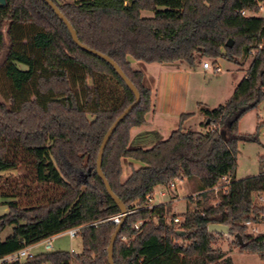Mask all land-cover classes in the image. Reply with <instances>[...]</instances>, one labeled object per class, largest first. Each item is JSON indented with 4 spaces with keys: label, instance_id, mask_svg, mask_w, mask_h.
Segmentation results:
<instances>
[{
    "label": "trees",
    "instance_id": "16d2710c",
    "mask_svg": "<svg viewBox=\"0 0 264 264\" xmlns=\"http://www.w3.org/2000/svg\"><path fill=\"white\" fill-rule=\"evenodd\" d=\"M51 1L81 43L113 58L141 93L103 157L104 174L130 212L115 242V264H234L214 247L223 233L209 232L210 223L229 225L230 234L242 236V243L236 237L232 242L240 251L264 259V235L248 233L245 224L264 221V206L255 203L264 191V157L258 174L236 178L239 143L258 141L257 134L240 133L238 124L264 102V18L257 17L264 0ZM5 51L0 196L9 210L0 216V259L74 227H81V250L43 251L0 264H109L117 224L107 219L121 210L96 162L104 135L135 95L110 63L76 45L43 0H7L0 7V58ZM251 56L226 104L200 105L202 125L213 129L183 127L194 115L183 113L166 139L150 148L130 147L131 130L147 123L152 108L151 90L132 60L193 68L204 57L240 65ZM124 158L140 163L131 162L126 177ZM20 167L27 171L16 181L2 174ZM176 179L194 181L198 194L188 197L185 212L171 215L170 203L152 204V196Z\"/></svg>",
    "mask_w": 264,
    "mask_h": 264
},
{
    "label": "crops",
    "instance_id": "0c3cea01",
    "mask_svg": "<svg viewBox=\"0 0 264 264\" xmlns=\"http://www.w3.org/2000/svg\"><path fill=\"white\" fill-rule=\"evenodd\" d=\"M230 63L229 73L225 69L221 73H216L205 69L202 64L191 68L181 62L147 63L132 60L133 66L143 72L144 83L151 90L152 108L146 115L147 123L133 127L131 130L130 147L150 148L158 141L166 139L172 131L178 128L180 116L183 113L194 115L201 113V104L209 108L226 104L246 73L235 68L234 63ZM124 162L128 164V171H124L127 175L131 171L129 166L131 162L140 164L130 158H124L123 165ZM156 188L152 196V204L170 203V201L154 202ZM161 195L166 196L167 193L162 191ZM177 196H179L178 191L172 195V202L180 200L181 197ZM185 210L174 214H182ZM60 234L62 233L57 235ZM37 246H44V244L36 243L31 250ZM72 250L78 253L81 250V244L77 250L74 248Z\"/></svg>",
    "mask_w": 264,
    "mask_h": 264
},
{
    "label": "rangeland",
    "instance_id": "374dc122",
    "mask_svg": "<svg viewBox=\"0 0 264 264\" xmlns=\"http://www.w3.org/2000/svg\"><path fill=\"white\" fill-rule=\"evenodd\" d=\"M67 2H72L71 0H64ZM143 17H151L152 14L150 12H142ZM258 18H264V13H260L257 15ZM6 33V31H5ZM6 51L0 58V61H3L5 57ZM206 59H211L208 57H204L202 63ZM252 59V56L247 59V61L238 65L235 64V68L238 70H242L246 72L249 63ZM222 67L225 69L227 73L228 68L231 67V63L229 60L225 58H220L217 60ZM142 62V61H138ZM201 63V64H202ZM199 66V65H198ZM197 66V67H198ZM226 73V74H227ZM226 74L224 76H226ZM6 100L0 94V102H5ZM208 122V121H207ZM203 123H206V117L199 113L197 115H193L191 118L187 119L184 122L185 128H191L193 130L198 131H208L214 128V125L204 126ZM238 131L243 134H257L258 141H242L239 143V153L237 156V169H236V178L242 179L244 177H248L251 175H256L261 170V157H264V102H262L257 108L250 110L247 112L239 121ZM27 171L26 167H20L17 170L7 171L2 173L3 175L9 176L11 175L12 180H18L25 175ZM124 171H128V164L124 162ZM127 174L124 173V177ZM79 178L83 181L86 180V173L80 172ZM221 182H224L222 180ZM164 187V188H163ZM218 190V188L216 189ZM165 191L167 193L166 196H162L161 192ZM179 192V196L181 197L179 201L172 202V195L176 192ZM196 185L194 181L183 180L177 182L176 187H165L158 186L156 188L155 194V203L162 201H170V214H174L177 212L184 211L186 209V205H188L189 196L196 197L197 195ZM177 196V197H179ZM255 203L261 205L263 201H260L259 198H255ZM8 206L3 203V198L0 196V216L8 212ZM248 233H253L254 235L263 234L264 235V221L260 223H253L251 226L247 227ZM257 229V231H256ZM12 231L11 227H8L2 234V238L5 239ZM235 236L233 234H222L216 237L214 247L220 248L224 252H226L229 256L232 257L234 264H264V259L260 257L257 253L252 252H242L239 248H237L234 243ZM54 251L55 250H68L71 251L72 248L78 249L81 244V239L77 236L74 239H71L68 234L62 233L57 235L54 240ZM32 253H38L45 251L44 246H37L33 250H30Z\"/></svg>",
    "mask_w": 264,
    "mask_h": 264
},
{
    "label": "water",
    "instance_id": "95a60500",
    "mask_svg": "<svg viewBox=\"0 0 264 264\" xmlns=\"http://www.w3.org/2000/svg\"><path fill=\"white\" fill-rule=\"evenodd\" d=\"M45 1L56 13V15L60 18L61 21L64 22V24L67 26V28L69 29L72 39L73 41L76 43L77 46H79L81 49H83L84 51L91 53V54H95L99 57H101L102 59L106 60L108 63H110L115 70L118 72V74L121 76V78L125 81V83L127 84V86L132 90V92L135 95V100L133 103H131L112 123V125L110 126V128L108 129V131L106 132V134L103 137V140L101 142L100 145V149H99V153H98V157H97V162H96V168H97V172L98 175L102 178V180L104 181V184L106 186V189L108 191V193L110 194V196L115 200V202L118 204V206L120 207L121 213L123 214L121 221L117 224V227L114 231V233L111 236L110 239V243L108 246V261L109 264H115L114 261V247H115V242L117 240V237L119 235V233L121 232V229L128 217V214L130 213L128 210V207L125 205V203L117 196V194L113 191L109 180L107 179L106 175L104 174L103 171V157H104V152L105 149L111 139V137L113 136L114 132L116 131V129L118 128V126L120 125V123L128 116V114L135 108V106H137L140 101H141V93L138 90L137 86L133 83V81L126 75V73L124 72V70L121 68V66L113 59L111 58L109 55L107 54H103L97 50L91 49L88 46L84 45L81 43V41L78 38L77 32L75 31V29L73 28L72 24L68 21V19L64 16V14L61 12V10L59 9V7L57 5H55V3L51 0H43ZM7 5V0H0V7H5ZM233 41L230 40L226 43V47H232L233 46ZM223 137L226 138V135L223 134ZM87 176V175H86ZM208 231L211 233H223V234H230V226L227 224H223V223H210L208 225ZM180 233H184V231H179ZM236 238L239 239L240 243L243 242L242 236L238 233L235 235Z\"/></svg>",
    "mask_w": 264,
    "mask_h": 264
},
{
    "label": "built area",
    "instance_id": "2783aa9c",
    "mask_svg": "<svg viewBox=\"0 0 264 264\" xmlns=\"http://www.w3.org/2000/svg\"><path fill=\"white\" fill-rule=\"evenodd\" d=\"M259 11H260V13L261 12L264 13V2H262L260 4ZM242 15H247V13L246 12H242ZM202 65H203V67L205 69L213 70L216 73H221V72L224 71V68L222 67V65L218 61H214V60H211V59L204 60ZM262 173L264 175V167H263V172ZM223 179L226 180L227 183L229 182V180L227 178H223ZM179 181H182V180L176 179L175 181H173L170 184V187H176L177 182H179ZM256 197L259 198L260 201H263L261 206H264V191L259 193ZM122 216H123V214L119 213V214H117L115 216L109 217L107 220H110L113 223L118 224L121 221ZM175 221L179 222L180 219L179 218H175ZM141 224H142V221H139L137 224H135V227L138 228ZM245 224L247 226H251L253 224V222L252 221H246ZM80 229H81V227H74V228L68 229V230H66V231H64L62 233L68 234L71 239H74V238H76L78 236V234L80 232ZM256 231H257V229H256ZM54 237H55V235L51 236L49 238H46V239L41 241L44 244V247H45V249L47 251H54L53 250L54 249V244H53ZM32 246L25 247V248H23V249H21V250H19L17 252L9 254V255L5 256L4 258L0 259V262L7 261V260L8 261L20 260V259H23V258H25L27 256H31V255L35 254V253H32L30 251ZM72 252H74V251L72 250Z\"/></svg>",
    "mask_w": 264,
    "mask_h": 264
}]
</instances>
